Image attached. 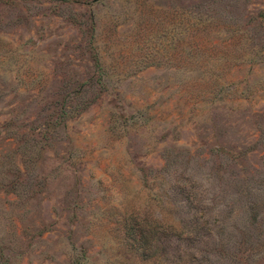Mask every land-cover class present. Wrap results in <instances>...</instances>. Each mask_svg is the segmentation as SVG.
Here are the masks:
<instances>
[{
  "label": "rangeland",
  "instance_id": "1",
  "mask_svg": "<svg viewBox=\"0 0 264 264\" xmlns=\"http://www.w3.org/2000/svg\"><path fill=\"white\" fill-rule=\"evenodd\" d=\"M0 264H264V0H0Z\"/></svg>",
  "mask_w": 264,
  "mask_h": 264
},
{
  "label": "trees",
  "instance_id": "2",
  "mask_svg": "<svg viewBox=\"0 0 264 264\" xmlns=\"http://www.w3.org/2000/svg\"><path fill=\"white\" fill-rule=\"evenodd\" d=\"M168 238H174L177 241H188L190 240L191 234H197L198 226H196V221L184 224L178 231V229L173 226L168 227Z\"/></svg>",
  "mask_w": 264,
  "mask_h": 264
}]
</instances>
